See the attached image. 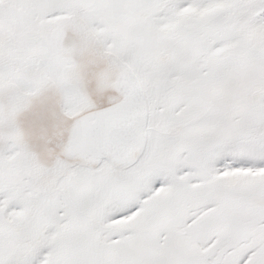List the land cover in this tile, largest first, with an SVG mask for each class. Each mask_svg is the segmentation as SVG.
Masks as SVG:
<instances>
[{"label":"snow or ice","instance_id":"6c2138e0","mask_svg":"<svg viewBox=\"0 0 264 264\" xmlns=\"http://www.w3.org/2000/svg\"><path fill=\"white\" fill-rule=\"evenodd\" d=\"M0 264H264V0H0Z\"/></svg>","mask_w":264,"mask_h":264}]
</instances>
